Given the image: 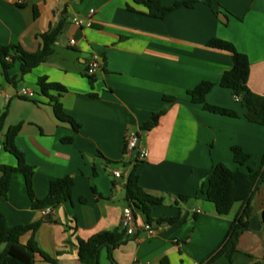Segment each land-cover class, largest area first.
<instances>
[{
	"label": "crops",
	"instance_id": "1",
	"mask_svg": "<svg viewBox=\"0 0 264 264\" xmlns=\"http://www.w3.org/2000/svg\"><path fill=\"white\" fill-rule=\"evenodd\" d=\"M181 1L185 0H162L165 6ZM211 1L218 15L198 2L158 19L145 14L147 8L134 0H0V46L19 44L34 53L41 46L40 35L63 22L55 53L46 63L16 86L0 73V110L8 107L0 130V166H17L3 143L11 128L20 127L14 143L34 168L38 199L47 196L51 181L65 176L74 180L71 199L55 209L33 208L22 173L13 175L7 197L0 195V213L9 225L43 221L34 238L56 264H81L77 238L87 240L120 228L128 207L135 217L134 234L112 252L113 260L103 248L99 264H204L246 206L237 203L221 216L205 193H199L207 190L218 164L257 171L264 155V126L248 121L246 108L219 85L222 75L233 69L231 54L207 44L212 39L233 43L249 59L248 87L264 96V0ZM221 13L227 22L221 21ZM93 56L101 65L91 81L86 71ZM19 70L16 63L10 76ZM41 77L66 91L61 96L56 91L41 93ZM202 82L215 84L207 104L232 110L236 118L192 102L189 91ZM22 88L34 98L20 97ZM53 98L59 99L74 125L57 118ZM147 124L150 129H144ZM130 133L137 134L139 145L148 150L145 161H137L136 151L128 149ZM67 138L71 142L63 141ZM234 147L249 155L246 165L235 161ZM133 169L143 191L162 199L151 208L150 224L142 210L131 208L126 200L125 185ZM115 171L122 177H115ZM249 204L252 217H264V183L255 188ZM47 216L50 220L45 221ZM177 217L173 225L157 222ZM146 225L155 229L153 235ZM32 236H22L21 244ZM3 248L0 245V252ZM255 261L264 264V221L260 231L241 234L233 255V264ZM34 264L51 263L36 254ZM211 264L228 260L221 257Z\"/></svg>",
	"mask_w": 264,
	"mask_h": 264
},
{
	"label": "trees",
	"instance_id": "2",
	"mask_svg": "<svg viewBox=\"0 0 264 264\" xmlns=\"http://www.w3.org/2000/svg\"><path fill=\"white\" fill-rule=\"evenodd\" d=\"M138 4H143L147 8V14L150 17L164 19L171 12L185 8H193L198 2H204L209 5L216 15L219 11L215 8L211 0H185L175 3L173 6H165L162 0H134ZM130 10H133L129 7ZM63 27L60 21L51 25L48 30L40 35L42 40L40 48L34 52L25 51L19 44H11L9 46H0V73L6 78L7 83L16 86L18 82L28 73L40 65L46 63L55 53V42L59 37ZM207 46L212 49L224 50L231 54L233 61V69L222 75L219 85L232 92L233 96L241 102L246 108V118L248 121L264 126V96L253 93L248 87V79L250 74V62L248 57L239 52L235 45L229 41L222 39H212ZM19 63L20 70L18 75L10 76V70ZM88 76V75H87ZM92 81L93 77L88 76ZM41 93L47 95L49 91H56L61 96L66 89L56 83H51L46 77H41L37 82ZM215 86L211 82H202L193 90L189 91L192 102L201 104L204 110L228 117H237V113L225 108L212 106L207 104L206 96ZM53 108L57 118L60 121L68 122L72 125L73 119L67 115L58 98L51 99ZM173 100V99H169ZM8 114V107L0 110V130L3 128L5 118ZM151 124L145 125L144 129H150ZM20 127L11 128L5 135L4 148L13 154L17 159V166H0L2 173L0 179V195L7 197L13 175L22 173L25 177L27 192L31 199L32 206L36 210L55 209L59 205L71 199L74 180L70 176L57 178L50 183L47 196L38 199L33 190L34 168L29 166L24 158V154L20 152L15 143V137ZM71 138L64 139V142H71ZM235 161L240 165H246L250 157L240 148L232 149ZM264 183V155L261 167L257 171L248 169L247 172L231 170L224 164H218L214 171L209 175L208 188H203L199 193H205L206 200L211 202L221 216L228 215L237 203L246 204L241 214L233 221L231 228L224 241L217 249L206 259L204 264H211L221 257L228 260V264H233V255L237 252L238 240L243 232L248 229L249 220L252 217V210L249 200L255 188ZM126 200L129 206H133L142 210L147 216V222L150 224V212L153 206L162 203V199L155 198L143 191L139 185V176L136 169H133L128 175L125 185ZM180 200L187 201L189 197L180 196ZM85 202V199H81ZM179 218H169L158 220L159 224L167 223L176 224ZM43 221H38L28 225L11 226L7 222L5 216L0 213V245H4L0 252V264H34L35 255H41L47 262L56 264L57 260L44 253L39 247L34 236L40 228ZM73 230H76L73 227ZM31 232L32 238L26 245L21 244L20 239L25 234ZM129 236L126 231L120 227L113 231H104L94 234L87 240L77 238L78 258L81 264H99L100 252L103 248H107L108 256L112 259V252L124 245L128 241Z\"/></svg>",
	"mask_w": 264,
	"mask_h": 264
},
{
	"label": "built area",
	"instance_id": "3",
	"mask_svg": "<svg viewBox=\"0 0 264 264\" xmlns=\"http://www.w3.org/2000/svg\"><path fill=\"white\" fill-rule=\"evenodd\" d=\"M93 10L90 11V14H93ZM74 23L76 25H82L83 22L80 20H74ZM88 25H90V23H88ZM71 45L75 44L74 40L70 41ZM100 61L98 59L97 56H93L91 61L89 62L86 74L88 76H93L96 71L100 68ZM19 96L23 97V98H29L32 99L34 98L35 94L25 88L20 89L19 91ZM127 140V145H128V149L130 151H136V160L137 161H145L148 158V150L144 147H141L139 145V138L137 136V134L135 133H130L129 135H127L126 137ZM3 146L0 144V149H2ZM115 177L120 178L122 177V173L120 171H115L114 172ZM264 208V207H263ZM47 211H44V214H47ZM121 227L126 231L128 236H131L134 234L135 232V217L134 214L132 212V210L128 207L124 210L122 219H121ZM145 230L147 231V233L149 235H153L155 232V229L151 226V225H146L145 226ZM199 264V263H196Z\"/></svg>",
	"mask_w": 264,
	"mask_h": 264
},
{
	"label": "water",
	"instance_id": "4",
	"mask_svg": "<svg viewBox=\"0 0 264 264\" xmlns=\"http://www.w3.org/2000/svg\"><path fill=\"white\" fill-rule=\"evenodd\" d=\"M220 19L221 21L227 22L225 16L222 13L220 14ZM48 220H50V217L49 216L45 217V221H48ZM263 221H264V217L261 218L259 215L252 217L249 220L248 229L251 231H255V232L260 231L262 228ZM252 264H261V262L255 261Z\"/></svg>",
	"mask_w": 264,
	"mask_h": 264
},
{
	"label": "rangeland",
	"instance_id": "5",
	"mask_svg": "<svg viewBox=\"0 0 264 264\" xmlns=\"http://www.w3.org/2000/svg\"><path fill=\"white\" fill-rule=\"evenodd\" d=\"M3 105H4V103H3V100L1 99V100H0V108H2Z\"/></svg>",
	"mask_w": 264,
	"mask_h": 264
}]
</instances>
